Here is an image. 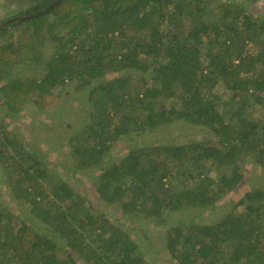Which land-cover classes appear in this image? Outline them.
Here are the masks:
<instances>
[{
  "label": "trees",
  "instance_id": "1",
  "mask_svg": "<svg viewBox=\"0 0 264 264\" xmlns=\"http://www.w3.org/2000/svg\"><path fill=\"white\" fill-rule=\"evenodd\" d=\"M262 1L33 0L0 27V108L9 119L82 92L60 167L94 171L98 194L77 191L0 118L16 205L0 201V264H154L160 253L130 231L143 224L164 230V264H264V174L221 216L197 220L250 165L264 171ZM178 122L203 136L113 155L121 139Z\"/></svg>",
  "mask_w": 264,
  "mask_h": 264
},
{
  "label": "rangeland",
  "instance_id": "2",
  "mask_svg": "<svg viewBox=\"0 0 264 264\" xmlns=\"http://www.w3.org/2000/svg\"><path fill=\"white\" fill-rule=\"evenodd\" d=\"M29 1L31 2L33 0H0V23L12 16L16 15L15 17H17V15H20V12L28 8ZM255 7L264 9V1L256 3ZM66 90H69L70 94L63 97L62 102L65 106L59 109L42 111L36 105L27 104L19 114L9 116V119H7V116L4 114V109L0 108V118L7 121L10 128L21 132L22 136L44 155V161L49 166L58 168L63 174V177L68 179L77 191L94 203H97L98 194L95 187L94 171L72 173L70 170L60 167V163L69 165V161L71 160L69 158L70 149L66 141L67 137L71 133V130L81 128L82 119L85 118V104L81 97L82 92H78V94L73 93L72 86H69ZM222 91L221 86L217 87V92L222 93ZM202 134L199 127L178 122L162 130L147 133L145 136L133 135L130 139H121L117 147L113 150V155L118 157L122 152L131 149L133 146H139L141 142H185L189 139L199 138V136H203ZM254 174L256 176L263 175L264 171L250 165L243 181L218 202L219 206L217 210L209 216L204 215L206 213L205 211L200 212L198 213L199 217L197 220L199 222L210 221L213 217L218 218L221 216L224 210H228L231 204L235 203L247 189L251 188L253 184H256L255 180L258 178L256 176L252 177ZM4 182L5 179H3V172L0 168V201L8 204L10 208L15 209L16 205L14 201L6 194L8 187ZM115 217L119 218L120 221L123 220L118 213H115ZM145 226L148 225L143 224L140 230L130 228L131 234L137 238L143 248L147 247L148 243H151L155 249V253H160L158 255L159 257L155 256L154 253L151 254L152 262L154 264H164L159 260V258H168L163 244L164 230L152 228L146 231L144 229Z\"/></svg>",
  "mask_w": 264,
  "mask_h": 264
},
{
  "label": "water",
  "instance_id": "3",
  "mask_svg": "<svg viewBox=\"0 0 264 264\" xmlns=\"http://www.w3.org/2000/svg\"><path fill=\"white\" fill-rule=\"evenodd\" d=\"M20 17H23V16H20ZM11 19H13V18H10V19H7V20H4L3 22H1V23H0V27H1L4 23L8 22V21L11 20Z\"/></svg>",
  "mask_w": 264,
  "mask_h": 264
}]
</instances>
